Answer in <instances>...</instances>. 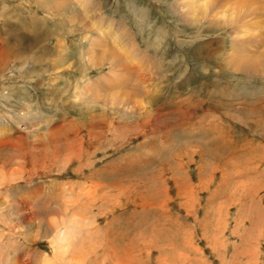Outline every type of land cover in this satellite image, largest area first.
Returning <instances> with one entry per match:
<instances>
[{
  "label": "rangeland",
  "instance_id": "374dc122",
  "mask_svg": "<svg viewBox=\"0 0 264 264\" xmlns=\"http://www.w3.org/2000/svg\"><path fill=\"white\" fill-rule=\"evenodd\" d=\"M217 4L0 0V264H264V0Z\"/></svg>",
  "mask_w": 264,
  "mask_h": 264
},
{
  "label": "bare ground",
  "instance_id": "6f19581e",
  "mask_svg": "<svg viewBox=\"0 0 264 264\" xmlns=\"http://www.w3.org/2000/svg\"><path fill=\"white\" fill-rule=\"evenodd\" d=\"M195 1V0H194ZM230 0H219V5H218V8H217V10L219 9H221L222 7H224L228 2H229ZM251 3H252V1H251ZM251 3L249 4V3H247V4H249V5H251ZM245 4H240V6H239V10H246L245 11V14L241 17V18H238V20L239 21H241V26H240V29L242 28L243 30L244 29H249V32H250V30L253 28V27H255L257 24H255L254 23V21H255V19H254V21L253 22H251L250 20H251V17H250V19H248L247 20V18L249 17V16H252L251 15V13H252V11H251V7H247L246 8V6H244ZM215 6L216 5H214V10H215ZM217 10H215L216 12H218ZM258 10V9H257ZM219 13V12H218ZM212 15L214 14V12L213 13H211ZM219 14H221V13H219ZM218 15V14H217ZM215 16V15H214ZM261 18V17H260ZM259 19V18H258ZM263 19V18H262ZM257 20V19H256ZM260 20V19H259ZM252 23V25H251V23ZM255 24V25H254ZM260 24H261V22H260ZM262 26V25H261ZM260 27V26H259ZM256 28V27H255ZM240 30H237V32H239ZM252 31V30H251ZM240 33V32H239ZM36 37H38V36H35L34 37V40L33 39H28V40H26V37H25V40L26 41H24L23 42V44H19L18 43V45L20 46V48L22 47L23 49L25 48L26 50L28 49V48H30V47H33L34 48V46H35V44L37 43V40H38V38H36ZM263 37V36H262ZM20 38H23V36L22 37H20ZM19 38V39H20ZM263 39V38H262ZM262 39H260V40H262ZM253 41V40H252ZM40 42V41H39ZM258 42V41H257ZM260 42H264V40H262V41H259V43ZM248 43V42H247ZM250 43V42H249ZM238 44H240V43H238ZM237 44V45H238ZM244 44V43H243ZM243 44H241L242 45V47L244 46ZM241 47V48H242ZM256 48V47H255ZM14 49V48H13ZM11 47H9L8 48V51L6 52V53H8V58L11 56L10 54H9V52H13L12 50H13ZM24 49V50H25ZM91 49V48H90ZM29 50V49H28ZM92 50V49H91ZM243 53H246V50L244 49L243 51H242ZM242 53V54H243ZM5 54V53H4ZM256 57H250V58H239V57H236V59H233L235 62L233 63V65H232V67H234V71L235 72H241V73H243V74H246V75H248V76H259V75H262V73H263V71H264V68L263 67H261V65L257 62V59H255ZM5 59H7V58H5ZM8 60V59H7ZM7 60H5V61H7ZM96 63H98V64H102V61H97ZM120 67V66H119ZM106 100V99H105ZM107 101V100H106ZM113 101H116V98H114V100ZM67 235V234H66ZM57 253V252H56Z\"/></svg>",
  "mask_w": 264,
  "mask_h": 264
}]
</instances>
